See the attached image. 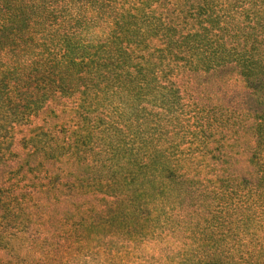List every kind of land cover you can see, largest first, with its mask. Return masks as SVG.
<instances>
[{
  "label": "trees",
  "instance_id": "16d2710c",
  "mask_svg": "<svg viewBox=\"0 0 264 264\" xmlns=\"http://www.w3.org/2000/svg\"><path fill=\"white\" fill-rule=\"evenodd\" d=\"M0 264H264V0H0Z\"/></svg>",
  "mask_w": 264,
  "mask_h": 264
},
{
  "label": "rangeland",
  "instance_id": "374dc122",
  "mask_svg": "<svg viewBox=\"0 0 264 264\" xmlns=\"http://www.w3.org/2000/svg\"><path fill=\"white\" fill-rule=\"evenodd\" d=\"M231 78H233V79L230 80V84L232 86L240 87V88L243 87V83L237 77L233 76ZM226 144L228 146H231V143H229V142H227ZM168 245L171 246L172 248H174L175 250H180V247H181V245L177 244L176 242L168 241V242H166V245L154 244V246L152 247V250H149L150 252L149 251L148 252L150 254L154 253V254H156V257L157 256L159 257L163 253L162 250H160V249L164 248V247H166ZM148 257H150V256H148Z\"/></svg>",
  "mask_w": 264,
  "mask_h": 264
}]
</instances>
